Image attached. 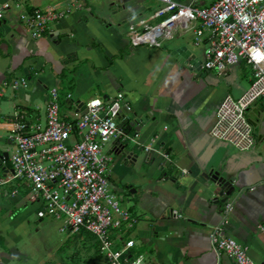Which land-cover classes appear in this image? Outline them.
<instances>
[{
	"label": "crops",
	"instance_id": "crops-1",
	"mask_svg": "<svg viewBox=\"0 0 264 264\" xmlns=\"http://www.w3.org/2000/svg\"><path fill=\"white\" fill-rule=\"evenodd\" d=\"M6 2L10 7L0 18V155L8 154L5 138L16 116L45 121L51 87L62 98L71 94L70 101H61L70 109L65 118L92 98L108 101L123 93L131 108L123 112L130 131L139 134L143 146L154 140L151 152L129 142L106 146L112 159L109 181L118 185L123 208L138 219L127 235L135 241L133 252L150 264H236L216 254L210 242L223 210L211 173L220 170L232 185L227 200L236 199L222 236L263 262L264 234L258 226L264 223V98L246 113L255 137L251 150L239 152L208 136L223 98L238 99L250 86L248 64L241 61L226 74L202 70L206 41L194 45L191 33L179 31L160 48H132L128 28L150 17L160 7L157 1L153 9L144 0H0V7ZM33 9L69 12L34 39L19 19ZM16 78H25L26 86L12 88L9 82ZM26 208L23 196L0 190V264H50L35 263L17 246V235L28 226L38 231L31 223L34 207L21 215ZM45 220L51 219L34 218ZM84 234L65 233L55 248V264H100L89 256L93 248L98 252L97 245ZM70 241L72 251H63Z\"/></svg>",
	"mask_w": 264,
	"mask_h": 264
},
{
	"label": "built area",
	"instance_id": "built-area-1",
	"mask_svg": "<svg viewBox=\"0 0 264 264\" xmlns=\"http://www.w3.org/2000/svg\"><path fill=\"white\" fill-rule=\"evenodd\" d=\"M156 1L160 7L150 17L128 28V43L132 48L157 49L179 31L191 33L194 45L206 41L202 70L226 74L230 67L245 61L251 84L238 99L228 94L223 98L208 136L239 152L251 150L255 137L246 113L264 98V0H213L207 5H201L202 0L187 4ZM9 7V2L0 7V18ZM68 12L33 9L21 13L19 19L32 38L38 39L49 23L63 19ZM26 83L25 78L9 82L15 89ZM62 100L59 89L53 86L48 91L43 123L19 115L10 124L5 138L8 155L0 160V188L9 187L12 197L23 196L24 202L34 207L37 219L59 221L61 232L90 235L101 264H150L143 254L133 252L135 241L127 237L138 219L120 206L118 196L109 188L112 159L105 148L114 142H130L151 152L154 140L143 146L139 134L130 131L123 112L131 108L123 93L108 101L92 98L77 107L71 118L61 115ZM64 100L70 101L71 94ZM235 200L223 202L221 219L210 233L212 248L236 264H264L252 260L247 247L222 236ZM173 216L179 217L177 213ZM258 231L264 234V223Z\"/></svg>",
	"mask_w": 264,
	"mask_h": 264
},
{
	"label": "rangeland",
	"instance_id": "rangeland-1",
	"mask_svg": "<svg viewBox=\"0 0 264 264\" xmlns=\"http://www.w3.org/2000/svg\"><path fill=\"white\" fill-rule=\"evenodd\" d=\"M144 1H145L146 5H148V7H150L151 9H153L157 4V2L154 0H144ZM210 1H212V0H205V5H207ZM66 101H68V100H66ZM63 102H65V101H63ZM68 108L69 107H66L64 104L61 103V108H60L61 115L62 114H66V115L69 114L70 109H68ZM1 135L3 136V134H1ZM130 144H132V143H130ZM105 150L107 151V148ZM1 176H3L2 167H0V177ZM117 186L118 185L114 184V180L111 178V180L109 181V188L115 194L119 192ZM0 190L3 193L5 191L9 192V187H3V188H0ZM120 206L124 207L122 202H120ZM29 210H33V206L27 204V208L22 210L20 213L22 215L24 212L26 213ZM34 218H36L35 214L33 217H31V219H32L31 223H33L34 225H36L38 227L37 228L38 231L35 230V228H30L28 226L27 229L23 230L24 232L19 233L17 235L18 236L17 237V240H18L17 246H19L26 253V255H28L30 257H34L35 263L40 262L41 260H46V261H49L50 264H55L57 262V257L55 256V248L59 244L58 242H60V246L62 245L61 242H64L63 240H64V236H65V233L60 234L58 231L59 226H60V222L59 221H51V220L50 221L45 220L43 222H37V221H34ZM26 224H28V223H26ZM84 235L88 236V234H86V233ZM72 242L73 241H70V242H68V244L64 245L63 251H65L67 249H70L69 251H72L71 250V248H72L71 244H73ZM96 250L97 249L93 248V252L89 256H91L90 258H92L94 261L99 263L101 260H100L99 254ZM67 254H68L67 252L60 253L61 256H64ZM88 257H86L85 260H87ZM74 258H72L71 261H73ZM100 264H101V262H100Z\"/></svg>",
	"mask_w": 264,
	"mask_h": 264
},
{
	"label": "water",
	"instance_id": "water-1",
	"mask_svg": "<svg viewBox=\"0 0 264 264\" xmlns=\"http://www.w3.org/2000/svg\"><path fill=\"white\" fill-rule=\"evenodd\" d=\"M8 154L0 155L1 158H7ZM222 171L212 172L211 173V182L214 183L216 189L220 190L218 197L221 198V202H225L228 197L229 190L231 189L232 185L229 181H227L222 175H220Z\"/></svg>",
	"mask_w": 264,
	"mask_h": 264
}]
</instances>
